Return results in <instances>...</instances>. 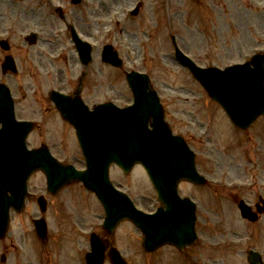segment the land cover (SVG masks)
I'll return each instance as SVG.
<instances>
[{
  "label": "rangeland",
  "instance_id": "rangeland-1",
  "mask_svg": "<svg viewBox=\"0 0 264 264\" xmlns=\"http://www.w3.org/2000/svg\"><path fill=\"white\" fill-rule=\"evenodd\" d=\"M20 1V3L14 5L10 3V0H0V37L6 36L8 38L13 46L12 52L13 50L19 52L22 60L24 52L20 50L24 48L25 36L32 30L31 27L38 29L36 23L38 24L40 21L35 18L31 23L33 26H29L26 23L22 24L25 19L28 20L26 12L35 4L31 2L32 0ZM58 1L60 0L55 1L54 5ZM133 1L105 0L101 2L100 0H92L91 6H79L81 8L78 9L77 23L79 21L80 28L83 27L81 33L84 38H89L94 45H99V49L102 48L104 43L113 42L121 55L124 56L125 69L146 70L151 75L159 77L160 87L166 97V110L169 119L174 121L173 124L177 125L178 130L188 134L191 140L192 137L195 138V147L199 146V143L201 144L200 134L202 135L204 130L208 131L207 135H209L208 138L211 140L212 147H207L209 144L207 146L202 145L203 148H200V152L198 151V158L202 170H204L203 172L214 180V184L211 183L207 187L196 188L184 183L182 184L184 186H181V191L185 190V192L183 191L184 193L191 192L194 195L202 191L206 200L205 204H213L210 205L213 207L219 206V209H221L222 200L226 205L221 209L220 217L216 219H222L224 214L222 222H224L225 227L229 231L235 228L236 221L246 231L249 225L247 221L240 217L239 210L235 202H233L235 198H227L229 195L222 194V192L226 191L228 193V191H232L233 194H237L236 196L244 197L251 202V198L254 200L257 198L254 193L264 191L262 185V182H264V161L263 164L260 161V158L264 157V131H261V127L264 128V117L256 122L251 131L238 132L236 131L238 130L237 128L233 130L232 124L222 108L208 98L203 87L193 79L192 75L184 67L179 66L175 59L172 58L174 47L169 36L171 33H175L183 50L189 55H193L200 64L215 63L225 66L236 61H242L255 51L264 50V0H169L170 8L167 14L162 10L161 0H142L145 4L141 9L140 15L136 18L127 15V9L132 5ZM67 4L72 6L69 2ZM150 9L152 14L151 17L147 18V12ZM153 10L155 11L154 13ZM33 13L36 14V12ZM53 18H55L54 15ZM87 18H90L89 23H86ZM207 19L210 21H207ZM57 22L59 23L58 27L64 32V42L67 43L65 45V55L68 53L72 59V53L74 52H71L70 44H72V41L69 39V32H66L67 27L63 23ZM120 25L126 28H124L125 32H121L118 29ZM199 27L201 29H198ZM55 28H57V25ZM67 34L68 38H66ZM41 39L36 46L32 47L35 55L41 54L39 50H44L41 44L45 40L50 39V33L42 34ZM59 45H61L60 42H57L56 46ZM63 45L62 43L59 48H64ZM54 47L47 46L48 49ZM55 50L52 51L51 56ZM3 54L4 52L0 48V60ZM62 63L64 62H56L47 58L44 59L43 66H40L42 64L37 59H34L32 63L19 61L20 70L17 73L18 75L15 77L14 75L3 74L0 69V80L9 82L15 97L18 96L19 107L23 109L34 108L39 111L44 109L39 114L44 119L43 124L32 131L28 138L29 145L38 147L42 142L48 141L54 146V151L60 157L69 160L72 157L69 153L72 151L79 158L80 164L82 156H80L81 152L73 129L69 125L62 126L61 122H59L60 127L58 128L48 126L49 120L51 121L54 118V116L49 114V111H46V107L50 110L49 91L58 87L68 91L78 85V81L72 80L69 74L68 77H65L64 73L57 74V69L62 67ZM72 65V76L74 77L79 72L80 65H77L76 62H73ZM48 70L51 73L47 74ZM99 71L98 66L90 68V76L87 78L86 84L92 87V84L98 82L100 88L96 91L98 92V97L96 94L87 93L86 89L85 96L87 101L103 99V96L110 94L124 95L125 99H129L131 91H129L127 83L123 82L124 85L114 86L109 91H105L108 85L102 87V84L106 81L122 80V71H107L103 68L102 73L98 74ZM117 71L120 74L117 75ZM64 79L67 83L63 82ZM42 93H44L45 102L41 98ZM22 115L27 116L26 113H22ZM22 115L20 114V116ZM231 131L233 132L234 143L237 145L241 143L242 147H237V150L235 148L227 149L213 142L215 138L229 136L228 133H231ZM71 147L72 149H70ZM245 149L249 151L248 157L253 158V167L256 175L242 173L240 169H235L234 171V168L229 163L230 160L236 158L240 160L245 156ZM62 150L68 154L69 158L62 153ZM217 166L220 168H216ZM139 173H133L131 176L126 177H117L118 172L115 170L113 175L124 183V188L127 187L130 191L138 194L140 191L141 193L151 194V197H156V191L152 187V183H150L144 173ZM35 177L36 175L30 179L31 188L40 189ZM237 179L242 182L241 186H235L234 183ZM41 187H43V183ZM76 187L74 186V188ZM81 192L87 196V193ZM82 197L89 200L88 197ZM150 198L145 203L146 206L151 205ZM208 205L206 206L207 209ZM50 209L49 215L51 212L53 215L48 217L52 228L50 251L43 252L39 246H35L37 249V251H34L35 255L40 257L42 261L44 260V264H49L48 260L52 261L50 264H86L85 254L90 248L89 239H84L82 234L73 229L74 227L70 221L71 217L64 207H53ZM101 209V205L97 204L96 208L88 212L79 211L83 216L76 215L73 219L78 220L80 225L84 227L90 219L95 221L101 219V213H103ZM60 210L61 216L57 221V223H60L57 226H52L55 223H53L55 214ZM36 214L39 215L36 202L33 198H30V200H27L26 208L23 212L12 215L11 232H8L5 239L0 240V250H6V247H10L11 251H14L13 247H15L17 253L18 248L21 250L26 248L25 245L28 242L25 243L22 242L24 240L18 239L16 230L21 227L20 231L25 234V237L33 241V238L30 237V218L35 217L34 215ZM63 224L65 225L64 232L59 231ZM259 225L260 223L256 225L257 228L253 229L251 241L257 244L261 251L264 252V223L261 227H258ZM128 226V223L120 225L116 233V239L124 250L129 264H168V257L176 256L174 252L165 253L164 256H162L161 252L155 257H151L149 253L144 255L143 248L139 249L137 247L140 246L137 236L128 230ZM259 231L263 232V236L258 235L256 241L255 235ZM244 246L245 244L232 255V252L229 253V260H241L245 254ZM164 249L169 251L167 248ZM216 259L218 260L216 261L217 264H223V261L219 258ZM162 260L166 261V263H161ZM21 264L27 263L23 262ZM34 264H37V262L34 261Z\"/></svg>",
  "mask_w": 264,
  "mask_h": 264
},
{
  "label": "water",
  "instance_id": "water-1",
  "mask_svg": "<svg viewBox=\"0 0 264 264\" xmlns=\"http://www.w3.org/2000/svg\"><path fill=\"white\" fill-rule=\"evenodd\" d=\"M80 48L85 51V56L88 57V52L84 46L80 44ZM107 55H112L110 53V49L106 53ZM261 60V59H260ZM253 63L254 66H249V64L245 65H237L233 67H228L225 70H221L216 67L211 68H194L196 76L201 79L202 83L206 86L209 93L212 97L220 101L229 113L235 119H241L248 115L251 111V108L255 106V100L260 98L261 102L264 100V90H263V63ZM112 61L117 62L116 59H112ZM12 66L11 63L6 65V67ZM134 76L144 83L145 76L141 74H134ZM1 85V84H0ZM136 87L135 91L137 92V102L135 105L125 109H118L113 107L110 104L101 105L95 111H84L81 107L72 108V116L71 119L75 123L78 129V135L80 137V141L84 148V152L87 156L88 161V170L83 172H72L69 171L66 173V176H63V183L69 181L72 178L83 179L90 188L95 189L103 196V200L106 204V208L110 215L115 217L125 216L126 214L134 215L135 212L129 211L124 202L122 206H116L118 200L115 199V196L112 193V189L108 185V176H107V167L110 160L114 157L125 156L133 153L132 155H140L139 151L144 152V157L141 158L142 162L152 169L161 161L164 164H167L174 172L175 169L178 170L179 167L189 168V164L193 165V162L188 157L187 152L185 151L183 155V151L179 148V146L173 141H168L165 136L166 132L161 128L158 117L155 116V120L153 123L152 130L147 127V123L145 120V116L147 114V110L151 101H147V105L140 109L141 103L146 97L144 96V92L141 90V85L137 82L135 83ZM6 94L5 90L0 86V121L4 123V127L0 129V143L8 140L9 138L14 139V143L17 152H13L9 150V154L16 158L15 162H19L18 155H20L24 162V167L20 169V172L15 174L16 171L10 170L8 172V179L15 180L14 182V195L8 196L6 191H2L0 189V231L3 232L6 229V225L9 219L7 215V208L9 206H15L17 209H21L23 207V202L19 204V195L20 191L23 188V184L25 178L30 170L35 167H44L47 171L48 177L51 180L59 179V172L61 170V166L57 164V162L49 155L47 158H44V153L41 152H29L24 150L21 143L17 142L14 136V130L11 127H14L16 124H19L14 121V117L11 115V110L6 108ZM55 98V95L53 96ZM78 102V101H77ZM57 105H59L60 109L63 113L67 114L70 107L72 106V102L69 100L67 104L65 101H61L57 99ZM154 114V113H153ZM84 116V118H83ZM102 116H104L108 122L105 121L103 123ZM89 117V121L88 118ZM15 124V125H14ZM165 133H164V132ZM26 132V131H24ZM173 140H176L181 143L180 138L172 137ZM152 143L151 148L158 151L156 156L151 157V153H147L144 150H148L149 144ZM171 145V152H166L167 145ZM160 146L159 148L154 147ZM181 145V144H180ZM182 146V145H181ZM183 150H185L184 146H182ZM148 150V151H149ZM137 153V154H136ZM143 154V153H142ZM186 158L184 159V157ZM48 159V160H47ZM105 160L108 163L102 162ZM47 160V161H46ZM46 163L50 164L48 168ZM104 171H102V168ZM3 165L0 166V170L3 169ZM156 168V167H155ZM182 168V169H183ZM185 171V168H184ZM175 177L178 176L177 172ZM182 172V171H178ZM189 173H192L189 172ZM61 175V174H60ZM161 175V174H160ZM186 176L185 173H183ZM194 176V174L192 173ZM160 180L159 187L162 188L166 186V183L162 179L161 176H158ZM1 180V178H0ZM4 189H10V184L4 182ZM62 183V184H63ZM168 192V191H167ZM168 194H170L168 192ZM172 198L178 199L177 193H174ZM179 201V200H178ZM180 203L187 205L188 202L180 201ZM175 205L172 202L167 204L166 209L161 211V218L155 221L153 226H147L144 224L143 227L146 228V231L152 233V229L161 230V232L157 233L154 238H157V244L165 242L168 240L178 242L177 233L176 235L170 234L173 229H177L179 226L183 225L180 221V217L178 216V212L174 211ZM178 210V209H177ZM184 212V209L182 210ZM191 214L193 213V209H191ZM5 217V220L3 219ZM160 220V221H159ZM3 222V223H2ZM173 224V227L170 225ZM172 227V228H171ZM183 227V226H181ZM42 225L39 224V230L42 233ZM153 230V231H154ZM147 236V241L150 236ZM153 239V237H151ZM148 247H152V243L148 242ZM93 260H96V264H101L102 261V250L95 251L93 253Z\"/></svg>",
  "mask_w": 264,
  "mask_h": 264
},
{
  "label": "bare ground",
  "instance_id": "bare-ground-1",
  "mask_svg": "<svg viewBox=\"0 0 264 264\" xmlns=\"http://www.w3.org/2000/svg\"><path fill=\"white\" fill-rule=\"evenodd\" d=\"M18 236H20V235H18Z\"/></svg>",
  "mask_w": 264,
  "mask_h": 264
}]
</instances>
